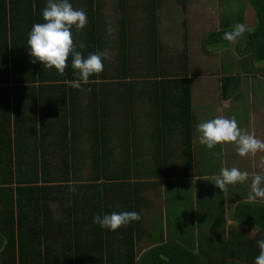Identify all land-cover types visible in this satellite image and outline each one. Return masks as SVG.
Returning a JSON list of instances; mask_svg holds the SVG:
<instances>
[{
  "label": "crops",
  "instance_id": "crops-1",
  "mask_svg": "<svg viewBox=\"0 0 264 264\" xmlns=\"http://www.w3.org/2000/svg\"><path fill=\"white\" fill-rule=\"evenodd\" d=\"M47 2L0 0V114L11 113L0 179H18L0 185V264H134L133 252L135 264H191L222 259L230 233L255 238L233 213L249 202L258 152L209 150L196 132L235 117L264 139V50L261 61L254 53L264 40L251 36L261 24L252 0H68L87 14L71 30L76 51L110 56L82 89L66 83L77 78L71 55L64 75L29 55ZM237 24L245 33L226 41ZM225 167L250 177L222 192ZM124 211L142 219L115 232L93 222Z\"/></svg>",
  "mask_w": 264,
  "mask_h": 264
},
{
  "label": "clouds",
  "instance_id": "clouds-1",
  "mask_svg": "<svg viewBox=\"0 0 264 264\" xmlns=\"http://www.w3.org/2000/svg\"><path fill=\"white\" fill-rule=\"evenodd\" d=\"M43 23H36L28 33L27 47L32 62H39L43 68L55 69L60 75L65 74L69 55L72 58L71 67L77 78L66 81L69 86L82 89L83 85L90 82L89 78L99 75L104 70V59H109V53H91L87 58L76 51L72 39V28L78 31L87 24V14L82 10L74 9L68 0H48L46 7L42 11ZM111 31V30H109ZM246 28L237 24L232 31H225L224 39L235 43L242 37ZM197 139L201 145L212 150L218 145H235V150L240 157L255 156L257 152L264 151V141L255 137L239 127L235 117L225 118L218 116L207 122L196 126ZM250 174L247 171H240L236 167L221 168L215 186L222 192L227 190L229 185L245 183ZM264 176L252 174L251 192L247 199L255 201L258 198L264 199ZM70 191L75 193L76 189L69 184ZM142 219L141 215L134 211L112 212L103 217L96 215L93 222L101 228L110 231H117L121 227L128 226L132 222ZM259 254L255 258L254 264H264V238L257 241Z\"/></svg>",
  "mask_w": 264,
  "mask_h": 264
},
{
  "label": "trees",
  "instance_id": "trees-1",
  "mask_svg": "<svg viewBox=\"0 0 264 264\" xmlns=\"http://www.w3.org/2000/svg\"><path fill=\"white\" fill-rule=\"evenodd\" d=\"M253 6L256 8L258 11V16L260 19V27L257 31L254 33H251L252 37H258L261 40H264V0H252ZM227 30V29H226ZM264 46L263 48L257 49L254 51L255 53V60L256 61H261L260 56L263 53ZM251 53V52H250ZM252 57H253V53ZM259 58V59H257ZM249 59V56L248 58ZM253 62H254V57H253ZM5 70L8 73V75L15 76L18 73V68L17 67H10L8 65H5ZM191 88V86H190ZM228 92V90H227ZM224 88L223 90V98L225 100H228L230 95L228 94ZM0 117L2 118V121H4V124H1L0 129L1 132L6 135L8 134V127L10 126L11 122V113L9 112L8 114L1 113ZM17 118H15V123L14 126L15 128L18 127V123L16 122ZM194 129L193 127L189 130L188 135L193 136ZM187 135V138H188ZM67 167L65 169L64 174L69 173V165L65 164ZM18 179L10 178V179H5L2 178L0 179V185H7V184H14ZM32 184H37L38 179H32L31 180ZM233 217L237 218L239 221L245 222V227L246 228H253L258 231V234L255 236V238H248L246 237L242 232L244 230L242 229V232H237V233H230V236L228 239L224 241V257L215 259V258H202V257H192L191 259V264H254L255 258L259 254V249L257 247V241L264 238V203L262 202H255V201H249V202H239V205L237 206L235 212L233 213ZM14 264H15V259ZM188 261V259H186ZM183 260L181 259L180 262ZM135 264L136 262V255L135 252L132 253V260ZM180 262H176L180 263ZM169 264H173L170 262Z\"/></svg>",
  "mask_w": 264,
  "mask_h": 264
},
{
  "label": "rangeland",
  "instance_id": "rangeland-1",
  "mask_svg": "<svg viewBox=\"0 0 264 264\" xmlns=\"http://www.w3.org/2000/svg\"><path fill=\"white\" fill-rule=\"evenodd\" d=\"M181 53H183V52H181ZM188 55H189V53H188ZM261 98H262V100H264L263 97H261ZM173 99L175 100V98H173ZM261 138H263V137L260 134H258L257 139L260 140ZM263 141H264V139H263ZM255 170H256L257 174H260L261 176H264V151H263V153L261 151L258 152V155H257V157L255 159ZM261 186L264 187V184H262ZM250 192L251 191H248V195L250 194ZM255 201H259V202H263L264 203V199H259L258 198ZM240 227L241 226H238V225L237 226L236 225H231L230 228H231V230L237 232ZM250 234H253V233H250Z\"/></svg>",
  "mask_w": 264,
  "mask_h": 264
}]
</instances>
